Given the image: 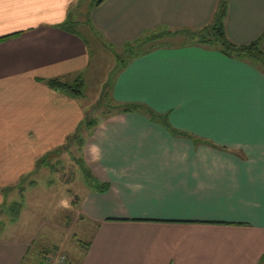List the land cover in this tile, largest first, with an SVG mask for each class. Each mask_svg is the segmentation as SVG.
Here are the masks:
<instances>
[{
	"label": "crops",
	"instance_id": "obj_1",
	"mask_svg": "<svg viewBox=\"0 0 264 264\" xmlns=\"http://www.w3.org/2000/svg\"><path fill=\"white\" fill-rule=\"evenodd\" d=\"M220 2L104 0L85 9L81 0H0V215L13 210L37 157L89 113L49 81L85 82L100 55L110 65L96 72L117 68L107 85L115 105L169 114L193 139L143 113L115 111L94 128L80 160L92 185L77 216L95 231L79 264H261L264 66L183 33L161 39H185L177 46L128 48L199 30ZM225 28L239 46L261 38L264 0H228ZM29 253L30 242L0 237V264H26Z\"/></svg>",
	"mask_w": 264,
	"mask_h": 264
},
{
	"label": "rangeland",
	"instance_id": "obj_2",
	"mask_svg": "<svg viewBox=\"0 0 264 264\" xmlns=\"http://www.w3.org/2000/svg\"><path fill=\"white\" fill-rule=\"evenodd\" d=\"M98 1L81 0V6L86 9L90 3L95 5ZM181 43H186L185 39H159L154 46ZM136 51L133 50L131 55H136ZM117 63L114 61L113 69L118 67ZM108 65L109 62L100 55L92 61L94 69L91 66L92 71L86 72L84 94L79 97L89 113L71 135L37 157L33 172L21 179L17 192L20 197L12 200L16 204L13 210L0 215V237L3 234L30 242L26 264H38L61 256L68 257V264H79L88 248L86 244L93 239L95 228L77 216L80 200L92 185L80 160L86 138L115 111L111 88L107 85L117 68L107 76L106 72H96L108 69Z\"/></svg>",
	"mask_w": 264,
	"mask_h": 264
},
{
	"label": "trees",
	"instance_id": "obj_3",
	"mask_svg": "<svg viewBox=\"0 0 264 264\" xmlns=\"http://www.w3.org/2000/svg\"><path fill=\"white\" fill-rule=\"evenodd\" d=\"M104 0H99L96 4H101ZM227 7H228V0H221L218 11L216 13L214 21L199 29V30H182V31H176V32H161L158 34H154L153 37H150L147 42L145 40H142L140 42H137L136 44H132L128 46V48L132 49L136 47H142L143 45H149L156 40L162 39L166 35H177V34H185V36L189 37L190 40L195 41L201 46H205L208 48H215L220 50L223 54L229 57H236L238 59L243 60H251L253 62L259 63L264 66V50L262 49V42L264 39V34L261 38L254 41L253 43L249 45H243L239 46L234 44L226 33L225 28V18L227 13ZM73 25L71 22H68L64 25V29H69L70 26ZM145 41V42H144ZM140 43V45H138ZM145 43V44H144ZM128 51V50H127ZM123 60L119 57V63H122ZM50 86L59 91H63L67 93L68 95H71L75 98H79L83 96L84 93V81L81 79L76 80L73 84L63 82L59 79H54L49 81ZM115 111L117 113H143L146 115L152 122L157 123L165 127L174 137H182V138H188L193 139V137L181 130L176 129L173 127L169 120V114H159L150 107L144 105V104H138V103H130V104H118L115 105ZM113 110L112 113L115 112ZM87 177L92 179L90 172L87 171ZM100 191H106L108 189V186L105 184L100 185ZM90 243L86 244L87 247H89ZM44 261H41L39 264H43ZM264 264V261L261 263Z\"/></svg>",
	"mask_w": 264,
	"mask_h": 264
},
{
	"label": "built area",
	"instance_id": "obj_4",
	"mask_svg": "<svg viewBox=\"0 0 264 264\" xmlns=\"http://www.w3.org/2000/svg\"><path fill=\"white\" fill-rule=\"evenodd\" d=\"M68 257L67 256H61L58 258H52L48 259V261H44L43 264H68Z\"/></svg>",
	"mask_w": 264,
	"mask_h": 264
}]
</instances>
